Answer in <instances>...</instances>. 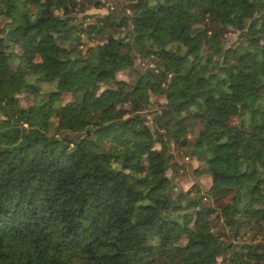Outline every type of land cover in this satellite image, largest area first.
Masks as SVG:
<instances>
[{
  "label": "clouds",
  "instance_id": "clouds-1",
  "mask_svg": "<svg viewBox=\"0 0 264 264\" xmlns=\"http://www.w3.org/2000/svg\"><path fill=\"white\" fill-rule=\"evenodd\" d=\"M5 69L0 152L80 192L59 264H264V0H0Z\"/></svg>",
  "mask_w": 264,
  "mask_h": 264
},
{
  "label": "trees",
  "instance_id": "trees-1",
  "mask_svg": "<svg viewBox=\"0 0 264 264\" xmlns=\"http://www.w3.org/2000/svg\"><path fill=\"white\" fill-rule=\"evenodd\" d=\"M7 74L6 69L0 72V75ZM49 163L56 165L55 160L35 157L34 150L15 156L0 152V221H3L0 224V232L4 231L5 224L8 230H21L27 223L38 225V228H33L32 231L38 235L39 264H59L63 257L58 255L57 251L74 248L80 239L77 236L76 240L69 244V236L59 244L55 243L59 238L57 230L61 224L65 228L72 227L73 235L76 234V224L79 221L75 204L80 198V192L72 186L66 187L67 182H58L59 166L54 167L53 172L47 176L44 175L48 173V168L45 167L39 178H36L38 167ZM30 176L35 178V182L24 183ZM47 180L51 181V185L45 182ZM72 183L75 184L74 181ZM37 187H40L41 191L36 192ZM98 229L99 222L93 226V231ZM40 244L43 245L42 249ZM89 251L95 254V249L90 248ZM97 264L110 262L102 258Z\"/></svg>",
  "mask_w": 264,
  "mask_h": 264
}]
</instances>
